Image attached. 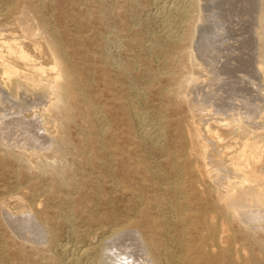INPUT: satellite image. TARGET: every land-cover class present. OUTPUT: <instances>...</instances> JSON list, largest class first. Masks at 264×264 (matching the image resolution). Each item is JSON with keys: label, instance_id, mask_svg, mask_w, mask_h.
<instances>
[{"label": "bare ground", "instance_id": "1", "mask_svg": "<svg viewBox=\"0 0 264 264\" xmlns=\"http://www.w3.org/2000/svg\"><path fill=\"white\" fill-rule=\"evenodd\" d=\"M246 1L255 7L261 1L249 62H240L246 42L238 31L230 42L227 26L221 28L216 48L210 25L205 62L195 59V48L184 54L190 62L183 67L192 71L173 67V51L164 55L162 70L148 67L152 80L168 84L159 92L165 100L156 123L136 109L124 62H99L98 71L75 62L43 0H0V150L28 163L52 148L61 159L71 148L67 128L75 123L84 177L96 185L92 209L104 182L113 197L111 214L90 215L85 227L70 222L76 205L54 210L29 191L0 198V213L17 241L12 264L260 261L250 243L254 229L264 230V0H237ZM190 2L156 5L161 38L182 44L195 37L196 0ZM98 91L108 102L97 99ZM121 200L128 212L123 217L115 208ZM32 229L39 230L37 239ZM255 243L264 252V240ZM243 252L250 253L244 258Z\"/></svg>", "mask_w": 264, "mask_h": 264}, {"label": "rangeland", "instance_id": "2", "mask_svg": "<svg viewBox=\"0 0 264 264\" xmlns=\"http://www.w3.org/2000/svg\"><path fill=\"white\" fill-rule=\"evenodd\" d=\"M43 1L47 4L46 13H51L54 16L52 21L55 22L56 28L60 32V38L68 48V51L75 62H86L85 65L87 67L93 68L96 71L101 67L99 62H124L127 67L130 68L131 75L129 84L131 85V98L135 100L136 109L142 114H146L156 123H159L162 118L159 116V112L161 110L162 102L165 100L159 92L163 90V87H167L168 84L163 82L162 79L155 81L152 80L147 74L148 67L151 66L152 69L162 70L164 55L169 51H173L175 54V64L173 67L176 69L187 67V70L192 71L189 65L183 67L184 63L190 62L185 58L184 54L186 51H189V49L195 48L196 50L192 49L195 52V59L197 58L198 60H196L198 62H205L204 60L207 58L206 47H208L211 40L209 36L210 25H212V30L216 33L215 36H213L214 38H212V45L216 48H221V37L224 33V30L221 28L227 26L226 28L230 32L228 36L230 42H233V37H235V34H232L238 31V34L240 33V35L237 37L245 40V45L248 44L249 46L247 47L244 45L242 48V52H240V62H247L253 56L254 43L250 44V40L253 39L252 36L255 35H253L252 30L254 28L253 24L256 22V8L259 5L257 8L259 10L261 6V1L256 2L257 5L255 7L254 2V6H247V1L245 3H239L237 0H223L221 2L219 0H196L195 17L197 20H195V25L197 30L195 37L192 40L183 41L182 44H174L161 38L162 28L158 20V6L163 4L164 0ZM190 1L187 0V2L191 3ZM225 1L226 3L224 4L223 2ZM199 2L201 3V6ZM204 3L206 6H204ZM157 4L158 6H156ZM233 4L234 7H232ZM205 8L208 10L206 9V11ZM202 9L203 12L201 11ZM221 10H223V14ZM232 12H236L237 14ZM225 13L226 15H224ZM201 14L203 17H201ZM245 14L253 16L250 17ZM208 16L209 18H207ZM179 20L180 18L177 20L179 25L184 24L182 19L180 22ZM242 24H245V27L241 26ZM199 25H202L203 27L200 28ZM241 27L245 31H243ZM199 36H202V38ZM156 40H160L158 41L160 44L159 48L155 47L157 43L155 42ZM198 42L200 43L198 44ZM200 44L201 46H199ZM244 48H246V50ZM251 49L253 51H250ZM162 50L163 52H161ZM95 75L96 81H99L97 74ZM97 90L99 89H96V91ZM103 90L105 91V89ZM99 92L100 91L97 92V95H99L97 99L104 103L108 102L106 95H101ZM209 103H211V101H209ZM214 104L216 105V103ZM212 108L216 107L214 106ZM169 114L170 113H167V115ZM78 128H80V126H77L75 123L68 126L67 134L71 148L61 159H54L52 156V148L41 150V156L32 158L28 163L19 157L18 154L21 149L18 147H12V151L17 154L19 159H13L12 157L5 155L4 151L0 150V198L35 192V197L38 202H47V204L53 209L57 206L66 208L68 206L75 207L76 205L77 211L72 212V219L70 222H75L78 226L84 227L86 225L85 220L90 215H93V217L98 213H103L104 217L110 215L112 205H109V200L113 197L110 198L112 194L106 182L103 183L101 191L99 192V200L96 202V206L92 209L93 205L91 203L94 196L93 193L96 192V185L92 176L89 178L84 177L85 170L83 162H81L83 159L79 153V148L82 149L83 145H81V137L79 136ZM89 131L90 130L85 132V134L89 135ZM17 132L18 134L22 133L21 131ZM12 133L13 135H17L16 132ZM22 135L24 134L22 133ZM88 180H92L90 185H87ZM50 194H52L53 198L51 202L48 201V196ZM29 198L30 195H28V197L26 195L27 201H29ZM115 208L117 213L120 214V217H123L128 213L126 212L127 208L124 200L118 201ZM50 212L52 213V211ZM2 216L3 215L0 213V259L4 260L2 264H12V261H14L13 255L15 254L14 252L16 249L15 243L17 241L14 233L10 231L11 227L9 221ZM60 221H62V219H60ZM33 231L34 230L32 229V233ZM37 232L39 233V230H36L33 233V236L36 237V239L38 237ZM253 234L255 241L264 240V230L262 231L259 228H256L254 229ZM241 236V234H238L239 239ZM255 241L252 240L250 243V251L255 255H259L261 258L259 262H250V264H264V252H261ZM247 253L250 252H243L242 257L245 258ZM177 260L180 261H177L178 264H184L181 261V258H177ZM197 263L201 264V261Z\"/></svg>", "mask_w": 264, "mask_h": 264}]
</instances>
